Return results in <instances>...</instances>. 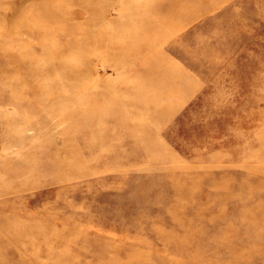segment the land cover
<instances>
[{
  "label": "rangeland",
  "instance_id": "1",
  "mask_svg": "<svg viewBox=\"0 0 264 264\" xmlns=\"http://www.w3.org/2000/svg\"><path fill=\"white\" fill-rule=\"evenodd\" d=\"M0 264H264V0H0Z\"/></svg>",
  "mask_w": 264,
  "mask_h": 264
}]
</instances>
